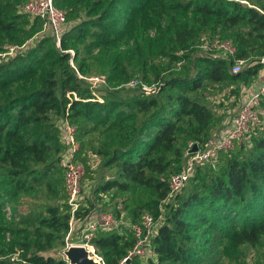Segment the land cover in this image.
<instances>
[{
  "label": "trees",
  "instance_id": "obj_1",
  "mask_svg": "<svg viewBox=\"0 0 264 264\" xmlns=\"http://www.w3.org/2000/svg\"><path fill=\"white\" fill-rule=\"evenodd\" d=\"M27 1L0 0V53L25 45L43 28L42 19L24 12ZM54 3L67 14L61 46L45 34L24 52L0 57V185L19 218L11 227L0 225V264H70L66 256L50 254L67 246L72 210L61 178L68 149L64 118L75 126L76 158L92 182L83 186L84 204L77 210L81 228L106 209L104 196L113 192L111 199H123L133 214L132 224L144 209L163 216L150 243L155 256L147 264H225L230 251L264 246V127L247 143L220 151L215 167L198 164L176 194H170L169 183L171 173L187 162L189 142L203 148L231 118L209 105L204 89L250 80L263 68L264 0ZM161 19L167 24L155 35L141 33ZM208 31V40L231 39L235 56L201 53L198 46L207 39H200ZM132 38L136 42L124 47ZM150 55L166 61L167 68L148 64ZM130 58L141 64L149 84L157 82L155 94L103 95L100 102L77 73H100L109 83L127 84ZM243 59H252L250 66L233 73L232 65ZM176 63H182V74L166 75ZM139 187L152 191L141 196L142 205L131 196ZM50 189L61 191L62 203L50 200ZM7 232L13 235L8 242ZM136 242L126 223L101 228L92 240L105 264H121ZM140 259L135 255L123 264H142Z\"/></svg>",
  "mask_w": 264,
  "mask_h": 264
},
{
  "label": "built area",
  "instance_id": "obj_2",
  "mask_svg": "<svg viewBox=\"0 0 264 264\" xmlns=\"http://www.w3.org/2000/svg\"><path fill=\"white\" fill-rule=\"evenodd\" d=\"M24 12L38 17L43 20L42 31L45 34L51 35L57 47L61 46L63 30L67 25L66 12L58 8L54 0H28L23 7ZM9 45L6 52L0 53V57L5 58L7 55H12L16 51L21 50L24 46ZM202 49L206 53L216 52L224 58L231 59L235 56L236 47L232 42H224L220 38L208 40L202 44ZM74 54V50L70 51ZM220 52V53H219ZM248 59L237 60L232 65L233 73H239L242 66ZM259 62L264 65V56L259 59ZM71 65L75 67L73 60ZM76 68V67H75ZM77 70V69H76ZM80 78L83 76L77 70ZM95 85L104 81V77L93 76L90 79ZM135 82L131 81L127 84L133 85ZM144 89H152L155 86L142 84ZM158 91V87L155 89ZM94 95L100 102L104 100L99 98L93 90ZM70 96V94H68ZM75 98H77L74 93ZM264 97V75L258 83L257 88L251 92H247L243 102L240 104L236 114L230 121L226 122L216 138H212L203 148H197L193 151L195 144H189L187 151V162L181 172H177L170 176V194L174 195L181 190L185 183L194 175L196 166L198 164H212L215 166L220 151H230L235 148L237 143L244 142L251 138L253 132L261 124V113L257 109L258 102ZM62 133L68 149L61 159V166L65 171V183L69 193V203L72 205L71 218L69 221V231L66 242L68 247L73 245L69 243L72 236L77 234L81 238V244L85 246L93 256L97 258L102 264H105L103 258L96 253V248L92 243L95 233L103 228H114L123 224L120 218L115 217L113 212H98L87 219L86 223L81 226L78 225L77 210L84 204L81 200L82 180L84 176V166L77 160L76 155L80 149V143L75 134V126L68 118L62 120ZM198 145V144H197ZM141 222L131 224L133 233L137 238L134 248L129 251V254L122 260L123 264L129 261L133 256H146L148 244L154 237L156 230L154 227V218L150 214H145ZM77 237V235H75Z\"/></svg>",
  "mask_w": 264,
  "mask_h": 264
},
{
  "label": "rangeland",
  "instance_id": "obj_3",
  "mask_svg": "<svg viewBox=\"0 0 264 264\" xmlns=\"http://www.w3.org/2000/svg\"><path fill=\"white\" fill-rule=\"evenodd\" d=\"M166 24H167V22L164 19H161L157 26L150 28L148 30H145V31H141V33L144 36H153L159 31L158 28L163 29L166 26ZM44 36H46V35H44L42 29L37 31L35 33V35L26 43L27 44L26 47L24 46L23 48H21V50L16 51V52H24L27 48L33 47ZM210 37H212V33L210 31H208V32L203 33L200 40L202 41V40L207 39V40H205V42H206V41H208V38H210ZM226 38H232V36H228ZM135 42H136V38H132L129 41V43H127L123 46L125 47L126 45H132ZM202 42H200V43L203 44L204 42L203 43ZM224 42H232V41H231V39H225ZM201 44H199L198 48H199L201 53H204V50L202 49ZM200 52H198V53H200ZM134 60L135 59L130 58V59H128V62L126 63L127 64L126 69L131 75V79L129 80V82L134 81L135 83L133 85L124 84V83L123 84H121V83H117V84L109 83V81H107L106 77L102 76L100 73H92L91 75H88L86 77L83 76L80 72L79 73L83 76L82 77L83 79H85L89 82L91 89L96 92L97 96L100 99L103 98L102 97L103 95H109V96L112 95V96L119 98V99H131V98H135V97H145V96L155 94L156 93L155 89L158 87L157 82H155V84H149L145 80V78L143 76L144 74L139 70V69H141V64L140 63L136 64V62ZM251 61H252V59H248L247 61L244 62L241 72H243L247 67L250 66ZM0 62H1V60H0ZM147 62H148V64H152V65L155 64V65H158L164 69L167 68V65L165 64L166 61H162V60H160L159 57H156L153 55H150L148 57ZM74 65H76L75 62H74ZM262 69H264V66ZM183 71H184V69H183L182 63H176L173 65V68L166 71V75H169L170 73L182 74ZM93 76H100L102 78L104 77V81L99 82L98 85H95L90 80ZM258 80H259V76H255L250 80L244 79L243 81L212 83L210 86H208L206 89H204V92L207 95L206 96L207 102L214 109H216V111L218 112L219 115L226 112L227 116L234 117V115L236 114L240 104L243 102V99L245 98L246 93L251 92L254 89L253 86L255 84H257L256 81H258ZM142 84H146L149 86H155V87L152 89H144L142 87ZM221 103L223 104L222 106H221ZM232 105H235V106L231 107ZM257 109L260 113L262 112L261 124L256 128V130H259L260 128L264 127V104L262 103L261 99L258 102ZM224 123L226 124V121ZM248 141L249 140H246L243 143H247ZM191 143H194V142L190 141L189 144H191ZM239 144L240 143H237L236 145H239ZM236 145H235V147H236ZM175 173H177V172H172L170 176H172ZM61 178L65 182V179H66L65 171L62 172ZM89 180L90 179L83 177L81 198H83L85 196L83 193V186H84V188L87 189V185L92 184V182ZM145 192L152 193V191H150L144 187H139L135 190L134 193L131 194V196H132L133 200H135V202L142 205L143 204L142 201L144 202L145 200H141V196ZM4 194L5 193L2 189V186L0 185V225L5 227V228H8V227H11L14 224L18 223L19 218L15 215V212H14L15 210H14L13 206L10 205L12 202ZM85 194H87V193H85ZM49 195H50V200L52 202H55V203H62L63 202L61 191L55 192L53 189H50ZM112 195L114 196L113 192L108 193L104 196L105 200H107V201H103V202H109V203L106 204V207L104 206V208H106L104 211H102V209H100L99 211L100 212H113L115 217L120 218V221L122 223L132 224L134 216L131 213L130 209H125V207L122 203L123 199H120V198L111 199ZM151 196H154V195L152 194ZM162 207H164V205H162ZM162 207H161V209H162ZM117 211H119L120 216L117 214ZM145 214H150L151 216H153L154 222H155L154 227H155V230H157L159 228L160 224L162 223L163 216L162 215L157 216V214L155 213L154 210L144 209L141 213H139L140 217L138 219L144 218ZM141 221L142 220H140L139 222H141ZM78 231L79 230H77V234L75 232V234L69 240V243L81 244V238L78 236V234H79ZM75 235H77V237ZM12 236L13 235L10 232L6 233L7 242L10 241ZM150 243H151V240L148 244L147 255L143 256V257L140 256L141 257L140 261L142 262V264H147V261L149 260V258L155 256L153 251H152V248L150 247ZM67 248H68V244L66 247L58 248L57 251L50 252V254L55 255L56 257L66 256L64 252ZM13 256L18 257L19 253L18 254H9L8 257H5V258L14 259ZM0 259H2V258L0 257ZM222 260L224 261L225 264H264V246L262 244H258L256 246L244 245L237 252L230 251L229 255L226 254Z\"/></svg>",
  "mask_w": 264,
  "mask_h": 264
},
{
  "label": "water",
  "instance_id": "obj_4",
  "mask_svg": "<svg viewBox=\"0 0 264 264\" xmlns=\"http://www.w3.org/2000/svg\"><path fill=\"white\" fill-rule=\"evenodd\" d=\"M198 148L194 145L193 151ZM65 255L70 264H102L95 256L82 244H73L65 250Z\"/></svg>",
  "mask_w": 264,
  "mask_h": 264
},
{
  "label": "crops",
  "instance_id": "obj_5",
  "mask_svg": "<svg viewBox=\"0 0 264 264\" xmlns=\"http://www.w3.org/2000/svg\"><path fill=\"white\" fill-rule=\"evenodd\" d=\"M263 75H264V69H261V70L259 71V73L256 75V76H259V80L256 81L257 84H255V85L253 86L254 88H257V85H258V83H260V81H261ZM231 118H232V117H231ZM231 118H229V119L227 120V122L230 121Z\"/></svg>",
  "mask_w": 264,
  "mask_h": 264
}]
</instances>
